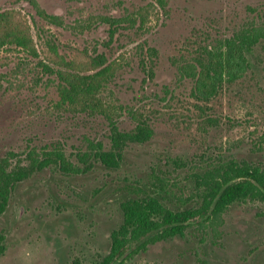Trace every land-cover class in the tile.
<instances>
[{
  "label": "rangeland",
  "instance_id": "1",
  "mask_svg": "<svg viewBox=\"0 0 264 264\" xmlns=\"http://www.w3.org/2000/svg\"><path fill=\"white\" fill-rule=\"evenodd\" d=\"M39 2L64 24L48 23L27 1L0 0V11L16 8L27 16L40 50L37 56L15 45L0 51V162L62 151L82 166L78 154L92 142L111 145L109 117L60 103L58 77L44 66H55L50 39L67 60L103 53L116 63L104 101L120 129L132 130L145 119L154 133L146 143L129 144L119 168L94 161L78 173L50 167L20 181L0 216L6 237L0 264H98L112 249L113 230L123 223L122 201L138 196L137 186L154 193L156 174L171 183L161 191L165 203L185 209L200 203L191 197L190 172L214 157L264 166L261 43L248 54L244 75L226 81L210 101L193 95V81L181 71L244 25L264 22V0H167L165 8L154 0ZM141 9L145 25L122 23L113 35L99 18ZM222 229L214 242L194 223L183 235L150 244L123 264H264L263 201L232 203Z\"/></svg>",
  "mask_w": 264,
  "mask_h": 264
},
{
  "label": "trees",
  "instance_id": "2",
  "mask_svg": "<svg viewBox=\"0 0 264 264\" xmlns=\"http://www.w3.org/2000/svg\"><path fill=\"white\" fill-rule=\"evenodd\" d=\"M24 1L30 3L48 23L64 24L60 15L49 12L39 0ZM154 1L162 8L167 5V0ZM145 12L141 9L136 15L99 18L110 24L113 35L122 23L132 25L140 22L141 26L145 25ZM259 43L264 51V22H252L221 40L219 45L207 49L195 61L182 65L183 74L193 81V95L198 100L210 101L218 95L226 81H234L244 75L250 66L248 54ZM14 45L31 55L40 54L27 16L16 8H8L0 11V51ZM47 45L50 60L56 67L47 63L44 66L58 77L60 103L89 115L109 117L111 145L106 148L103 142H92L89 150L78 154L82 166L72 164L62 151L41 156L30 154L15 164L2 158L0 215L7 210L15 186L35 172L56 167L60 171L78 173L91 168L94 161L109 168H119L127 146L146 143L154 133L145 119H138L132 130L120 129L104 101L103 91L119 68L116 63L108 62L103 53L89 60H67L52 39L47 41ZM189 176L194 183L191 197L200 199V203L185 209H174L165 203L161 191H167L171 183L159 174L153 180V184L157 185L154 193L137 186L139 195L122 201L123 223L113 230L112 249L98 264H123L125 258L147 249L150 244L183 235L194 223L203 227L205 236L211 234L217 242L223 235L224 213L232 203L248 200L264 202V166L255 162L234 156H218L201 170H192ZM3 242L4 234L0 232V255L6 248Z\"/></svg>",
  "mask_w": 264,
  "mask_h": 264
},
{
  "label": "flooded vegetation",
  "instance_id": "3",
  "mask_svg": "<svg viewBox=\"0 0 264 264\" xmlns=\"http://www.w3.org/2000/svg\"><path fill=\"white\" fill-rule=\"evenodd\" d=\"M9 204H10V202H9ZM0 216H1V215H0ZM2 233H3V232H2ZM210 236L213 237L211 234H210ZM5 238H6V237H5V234H4V240H5ZM213 239H214V237H213ZM3 243H4V242H3ZM4 244H5V243H4ZM5 247H6V245H5ZM5 251H6V248H5ZM120 260H122V259L120 258Z\"/></svg>",
  "mask_w": 264,
  "mask_h": 264
}]
</instances>
